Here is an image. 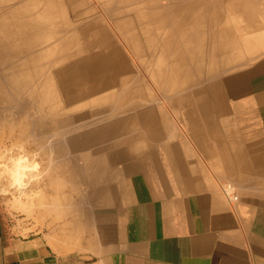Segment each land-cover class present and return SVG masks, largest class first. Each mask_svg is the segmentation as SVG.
<instances>
[{"label": "crops", "instance_id": "crops-1", "mask_svg": "<svg viewBox=\"0 0 264 264\" xmlns=\"http://www.w3.org/2000/svg\"><path fill=\"white\" fill-rule=\"evenodd\" d=\"M146 5L125 33L199 58L179 63H230L222 85L183 108V133L136 158L119 205L55 204L27 234L2 225L0 264H264V0Z\"/></svg>", "mask_w": 264, "mask_h": 264}, {"label": "rangeland", "instance_id": "rangeland-1", "mask_svg": "<svg viewBox=\"0 0 264 264\" xmlns=\"http://www.w3.org/2000/svg\"><path fill=\"white\" fill-rule=\"evenodd\" d=\"M48 1H51L50 6H53L52 8L54 10L51 12L49 11L45 17L43 14H33V9L37 4L39 6L44 5L45 0H1L0 2V5H2L0 11L5 8L16 9L19 5H25L26 11L20 17L25 21L26 18L33 17V22L36 23V27H39L41 24L45 26V29L35 28L32 31L33 33L40 32L43 33V35L46 34V36L41 37V42L35 45L33 44L31 46L32 49L26 52V55L36 53L39 50L45 52L40 56L35 67L46 65L47 67L45 68L47 69H45L44 72L42 70L39 71L37 76L40 75L39 77H45L47 73L51 72L50 74L55 79L56 75L54 71H59L64 66L68 65L73 69L79 67L87 68L88 66L87 63H80L83 59L84 52L76 56L68 57L62 62L57 61V58L63 57H59L60 51L56 48L57 46H54L58 41V35L55 36V34L60 35L62 31L65 32L64 28L71 29L74 27L80 31L83 27L82 30L84 31H93L92 25H94L97 26L98 31H100L105 27L114 45L117 47L119 46L118 50L121 53L117 51V58L125 60L126 57L127 61H125L128 66L127 72L136 80L135 84L138 81V87H142V95L135 96V98L130 97L131 102L129 104H134L138 101L137 103H139L142 108L140 112H137L136 104L133 110L124 106L123 99L120 97L119 92H133L135 84L130 83L128 84L129 86L121 90V86L120 84L118 85V83L123 75L118 69H116L115 73L114 69L106 71V76H112V73H114V81L118 83L103 92L106 94H109L110 91L114 92V90L118 92L112 97H105L103 99L104 101L94 103L91 101L93 98L92 96L85 97L84 99L73 102L71 105H67L64 96L59 94L58 100L62 102L65 108L67 107V110L74 109L69 110V115L75 119L76 125H78L76 128L72 129L73 131L67 130L66 128L65 130L55 132L53 129L46 127L47 131H45L44 134L39 132V130L36 129L37 127H44L43 124L47 125L52 122L54 118H49L48 116L49 119H46V122L36 123L39 116L38 107L40 106L38 102L29 97V91L27 89L26 94L25 92H20L14 96L15 102L12 104L13 106L10 111L12 122L15 121V125L12 126L9 123H6L4 126L0 125V221L4 226L12 225L13 223L23 225L25 227L23 231L26 234L38 230L40 222L38 213L41 209L49 210L53 208V203L43 204L45 203V198L54 202L53 198L57 197L62 205L92 203V198H94L96 206L106 203L111 204L112 207L119 205L122 200V194H124L123 192L126 188L124 179L128 173L134 170L136 158L140 155L147 158L146 156H148L152 150L156 149L159 139L161 140L162 138L173 136L176 133H183L185 129L182 116L183 108L188 106L189 103L194 105L199 102L195 99L197 96H194V91L192 93L191 89L189 90L190 95L185 96L183 94H172L171 90H168V93L164 92L165 88H163V86H165V78L161 74L157 76L155 72L157 69L160 70L161 68L162 72L165 73L163 69L164 63H157V61L161 57L166 56V52H164V50L163 52L156 50L160 47L156 44V37L155 45H151L150 40L152 37L143 35L142 45L145 47L146 51L141 53L135 50V40L131 38L134 36L130 35L131 37H129V35L123 34L124 32L134 31L136 24L133 18L126 19V15L129 14V11H131V9L134 11L135 7H137L143 12H149L151 9L146 4L150 0H131L130 3H126L125 0H121V3H119L120 0H112L110 4H103L102 0H86V2L83 1V3L80 2V0ZM94 1L98 2L94 3ZM161 1L164 2V0ZM62 4L63 6H61ZM108 7L111 9L109 10ZM139 22L140 21H137V23ZM158 39H160V37ZM152 47L154 49L153 51L150 50ZM152 55L154 56V63H151L150 60ZM21 56L22 54L20 53L15 54L12 60H21ZM140 58H144L150 62L149 65L147 66L146 63H142ZM74 63H77V65L73 66ZM10 64L20 66L21 63ZM35 67L31 65L32 69ZM28 68L29 67H26V69ZM117 73L119 74L117 75ZM38 80L40 79L38 78L37 81ZM200 80L201 79L194 78V82ZM203 80L206 82V78ZM182 90L183 89L178 91ZM96 98L97 97L93 98V100ZM51 104H48L46 107H51ZM22 107L26 108V123L28 122L27 124L32 128L30 131L31 134L22 132L20 130L21 128L18 127L17 121L19 120V111H22ZM101 108H108L106 110L107 116H105L104 113V118H106L105 121L107 120V123L111 121L117 124L118 122L121 124V127L117 128V126L113 124L112 126L114 128L112 129L110 127V131L108 128H106L105 131H101L102 129L99 127L94 128L88 125L87 122L89 123V121L94 120V118L98 119L100 112L96 114V111ZM4 111L5 110H1V112ZM85 114H87V116H83L84 118L77 117ZM132 125L135 127H132ZM71 134L75 135L77 141L69 144L66 140ZM94 135H97L99 139L94 140ZM43 136H45L44 140ZM57 136L64 145L63 152L61 153L62 173L60 167V173H58L60 175L55 174L53 176H47L46 172H51L50 163L53 162V147L55 145V137ZM139 143H142L141 146H139ZM36 153H38V155H34ZM23 157H26V159H22ZM13 162L14 165H12ZM34 163L40 164L38 171L30 170ZM10 164L14 170L12 173L10 172ZM48 165L49 167H47ZM45 167L47 168L44 170ZM70 167L73 171L71 177L67 175V170ZM38 172L40 175L37 174ZM21 175L24 177L22 183L25 184L26 187H20L15 184V180ZM227 183L232 185V183ZM32 199L34 202L30 201ZM35 201L39 202L36 204ZM29 205L33 207H29ZM37 205H39V207ZM50 214L51 213L48 211V215Z\"/></svg>", "mask_w": 264, "mask_h": 264}, {"label": "bare ground", "instance_id": "bare-ground-1", "mask_svg": "<svg viewBox=\"0 0 264 264\" xmlns=\"http://www.w3.org/2000/svg\"><path fill=\"white\" fill-rule=\"evenodd\" d=\"M83 1L86 2V0H80V2H82V3H83ZM0 2H1V0H0ZM50 3H51V1L45 0L44 5L39 6L37 4V6L33 9V14H37V15L43 14L45 17L49 11L51 12L54 10L52 8L53 6H50ZM61 6H63V4ZM69 6H70V4H69ZM1 8H2V5H0V9ZM25 11H26L25 5H19V6H17L16 9L5 8V9H2L0 11V64L2 67V68L0 67L1 68L0 69V125L4 126V125H6V123H9L12 126L15 125V121L12 122L11 111H10L12 109V106H13L12 104L15 102L14 96L20 92H25V94H26V89H27L29 91L28 92L29 97L32 98V100H34V101L36 100L38 102V104L40 105L38 107L39 116H38V120L36 123L43 122L46 119H49L52 117L54 118L53 121L48 123L47 125L43 124L44 127H40V128L37 127L36 129L39 130V132L44 134L45 131H47L46 127L53 129V131H55V132L65 130L66 128H67V130L73 131L72 129L76 128L78 125H76L75 119H73L69 115L70 114L69 110H74V109H68L67 110V107L65 108V106L62 104V102H60L58 100L59 94H62L64 96V100H65L67 105H71V104H73V102H76L80 99H84L85 97H92V96H93V98L97 97L94 100H93V98L91 99V101H93L94 103H99L101 101H104L103 99L105 97H112V96L116 95V93L118 92L116 90H114V92L110 91L109 94H106L105 92H103V91H106L107 89L112 88L113 86L117 85L118 82L114 81V78H113L114 73L116 72V69H118V71L121 72L123 75V77L120 79V82L118 83V85L120 84V86H121V90L124 89L126 86H129L128 84H130V83L135 84L136 80H134L130 76V74L127 72L128 66L126 65V63H127L126 57H125L126 61L121 60V58H117L116 55H118V54H116V53H118L117 51H119L118 50L119 46L117 47L116 45H114V42L111 39L108 30L104 27L103 30L98 31L97 26H94V25H92L93 31H84V30H82L83 27L79 31L77 28L73 27L71 29L70 28H68V29L64 28L65 32L62 31L63 33L61 32L60 35L55 34V36L58 35L57 36L58 41H57L56 45H54V46H57L56 48H58L60 51L59 57H63V58H59V59L57 58L56 59L57 61L62 62V61H64V59H66L68 57L76 56V55L84 52L83 57H82L83 58L82 61L81 62L77 61V62L87 63V65L89 67L87 66V68L79 67V68L73 69L71 66H68V65L64 66L59 71H54L55 75H56V76L54 75L55 79L50 74L51 72L47 73V75H45V77H39L40 75L37 76L39 71L42 70L44 72L45 69H47V68H45V67H47L46 65L42 66V67H37V68L35 67L36 63L38 62V59L45 52H41L39 50L40 52L38 51L36 53H30L27 55H26V52L28 50L32 49L31 46L33 44L35 45L36 43L41 42V37L46 36V34L43 35V33H40V32L33 33L32 31L35 28L45 29V26L43 24H41V25H39V27H36V23L33 22V20H34L33 17L32 18H30V17L26 18V21L23 20L22 17H20V16L22 14H24ZM123 34L129 35V37H131L130 35H133L132 33H125V32ZM133 36L134 37H131V38L135 40L136 52L144 53L146 50H145V47L142 45L143 44L142 43L143 35L139 33V34H134ZM140 37H141V39H140ZM150 42H151V40H150ZM163 48H164V52H166V56H163L160 59H158L157 63H164L163 69H164L165 73L162 72L161 68H160V70L157 69L155 73L157 76H160V74H161L165 78V83H164L165 86H163V88H165L164 89L165 93H168V90H171L172 94H174V93L176 95L183 94L185 96V95H190L189 90L191 89L192 93L194 91V93H193L194 96L195 95L198 96L199 94H202L203 92L205 93L206 91H210V90L216 91L217 89H214L216 87V85H218L219 87H220V85H222L221 79L223 77V72L226 70V65L230 64V63H179V62L188 61V60H190L191 62L192 61L198 62L199 58L197 56H195L194 52L187 53V52H182L179 50H174V49L168 48L167 41H165L163 43ZM163 48H162V50H158V49H156V50L163 52ZM105 50H107V51H105ZM150 50L153 51L154 50L153 47L150 48ZM19 53L22 54L21 60L13 61L12 60L13 56L15 54H19ZM140 59L142 60V63H146L147 66L149 65L150 62H148L147 60H145L144 58H140ZM163 59H165V60H163ZM150 60H151V63H154V56L153 55H152V58ZM10 63H21V64H20V66H18V65H11ZM31 65L34 66L35 68L32 69ZM76 65H77V63L73 64V66H76ZM26 67H29V68L26 69ZM243 67H245V66H243ZM112 69H114V73H112V76H110V75L106 76L107 75L106 71H109ZM240 69H241V67H240ZM240 69H239V71H240ZM239 71L237 70V72H239ZM118 74L119 73H117V75ZM124 74H125V76H124ZM37 77L40 80L37 81V79H38ZM194 78L201 79V80L197 81L198 82L197 83V82H194ZM204 78H206V82L203 80ZM137 82L134 85L133 92H130V93L129 92H119V94H120V97H122V99H123L124 106L133 110V108H135L137 105L136 111L140 112L142 106H140L139 103H137L138 101L135 102V100H134V102H135L134 104H129L131 102L130 97L135 98V96H141L142 95V87L141 88L138 87L139 83H137ZM239 86H240L238 88L239 90H241V89L246 90V88H245L246 85L244 82ZM181 89H183V90L178 91ZM173 91H175V92H173ZM236 91H238V90H236ZM48 104H51L52 106L46 107V106H48ZM189 107L192 108V106H190V105H188L184 108H189ZM72 108H73V106H72ZM21 109H22V111L21 110L19 111L20 117L18 118L19 120L17 121L18 127L21 128L20 130L22 132H24L26 134L27 133L31 134L30 131L32 130V128L29 124H27L28 122L26 123V108L22 107ZM107 109L108 108H101L100 110L96 111V114L100 112V114H99L100 116L98 117V119L94 118V120L89 121V123L86 121L87 124L91 125V127H94V128L99 127L100 129H102L101 131H105L106 128H108V130L109 129L111 130V128L113 129L114 127L112 125L114 123H112L111 121L109 123H107V120L105 121L106 118H104V113H105V116H107L106 115ZM1 110H5V111L1 112ZM132 110H128V111H132ZM48 116H49V118H48ZM83 116L86 117L87 114L77 116V117L84 118ZM73 124H74V127H73ZM117 124H114L117 126V128L121 127L120 126L121 124H119L118 122H117ZM139 124H141V123H139ZM133 126L134 125H132V127ZM116 129H114V130H116ZM44 137L45 136H43V140H44ZM55 138H56L55 139V145L53 147L54 157L52 158L53 162H51V163L49 162L51 164V170H50L51 172L50 173L46 172L47 176H53L55 174L60 173V167H61V173H62L61 153L63 152V146L64 145H63L61 139H58V136ZM93 138H94V140L99 139L97 135H94ZM37 140H39V139H37ZM66 141H68L69 144H72V143H75V141H77V138L75 139V135L71 134L68 136ZM15 158H17V157H15ZM12 165H14V162ZM12 165L10 168L11 173L14 171ZM43 167H41V168H43ZM47 167H49V165ZM47 167H45L44 170ZM41 171H42V169H41ZM67 172H68L67 175H70V177H71V174L73 173V171L71 170V167L67 170ZM37 174H39V172ZM58 175H60V174H58ZM36 176H38V175H36ZM41 177H42V175H41ZM228 186L233 187L231 184H228L227 187ZM49 187H52V186H49ZM44 188H46V187H44ZM229 189H230V187H228V191L230 192ZM39 197H41V196H39ZM35 199H36V197H35ZM53 199H54V202H51L52 200L49 201L47 198H45V203H43V204L53 203L52 205H55V204L57 205V204L61 203L60 200L58 201L57 197H54ZM42 200H44V199H42ZM30 201H33V199ZM37 202H39V201H35L36 204H37ZM66 205H68V204H66ZM30 206L33 207L32 205H29V207ZM37 206L39 207V205H37ZM41 206H42V204H41ZM69 206H71V205L69 204ZM27 208H28V205H27ZM41 210H43V209H41ZM43 211H45V210H43ZM39 214L40 213H38V215ZM41 214H43V213H41ZM44 214H45V212H44ZM45 217H46V215H45Z\"/></svg>", "mask_w": 264, "mask_h": 264}, {"label": "clouds", "instance_id": "clouds-1", "mask_svg": "<svg viewBox=\"0 0 264 264\" xmlns=\"http://www.w3.org/2000/svg\"><path fill=\"white\" fill-rule=\"evenodd\" d=\"M34 155H38V153L34 154ZM22 159H26V157H23ZM40 168V164L39 163H34L31 167V171H38V169ZM24 177L21 175L19 176L16 180H15V184L19 185L20 187H26L25 184L22 183Z\"/></svg>", "mask_w": 264, "mask_h": 264}, {"label": "water", "instance_id": "water-1", "mask_svg": "<svg viewBox=\"0 0 264 264\" xmlns=\"http://www.w3.org/2000/svg\"><path fill=\"white\" fill-rule=\"evenodd\" d=\"M3 246H4V233H3L2 224L0 221V259L2 258Z\"/></svg>", "mask_w": 264, "mask_h": 264}, {"label": "built area", "instance_id": "built-area-1", "mask_svg": "<svg viewBox=\"0 0 264 264\" xmlns=\"http://www.w3.org/2000/svg\"><path fill=\"white\" fill-rule=\"evenodd\" d=\"M228 187H230V195H231V199H232V201L234 202V201H237L238 200V198H239V195H238V193H237V191H236V189H234L233 187H231V186H228ZM227 187V188H228ZM225 192V191H224ZM229 195V194H228Z\"/></svg>", "mask_w": 264, "mask_h": 264}]
</instances>
